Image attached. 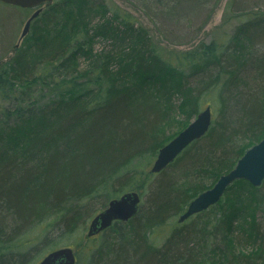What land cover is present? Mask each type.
Here are the masks:
<instances>
[{
	"label": "trees",
	"instance_id": "trees-1",
	"mask_svg": "<svg viewBox=\"0 0 264 264\" xmlns=\"http://www.w3.org/2000/svg\"><path fill=\"white\" fill-rule=\"evenodd\" d=\"M127 1L168 42L183 45L197 39L221 0ZM252 1L229 0L226 13L240 19L231 36L189 54L156 47L108 0L46 5L0 66V238L7 235L0 264H27L131 191L142 197L138 214L88 237L113 242L89 249L87 264H264V182L237 181L219 203L167 230L236 166L247 151L241 142L264 138V10L248 9ZM100 10L93 26L78 18L85 12L93 21ZM57 22L61 39L39 32ZM97 40L108 44L96 51ZM183 99L189 116L178 120ZM205 99L216 112L208 133L152 174L160 149Z\"/></svg>",
	"mask_w": 264,
	"mask_h": 264
},
{
	"label": "water",
	"instance_id": "water-1",
	"mask_svg": "<svg viewBox=\"0 0 264 264\" xmlns=\"http://www.w3.org/2000/svg\"><path fill=\"white\" fill-rule=\"evenodd\" d=\"M0 2L23 9H37L25 24L21 35L22 40L30 32L32 22L41 14L42 7L54 0H0ZM212 122L213 113L208 106L173 140L160 149L150 172L159 174L165 170L189 145L208 133ZM240 180L248 181L254 187H260L264 182V138L247 150L236 166L222 175L211 189L197 196L179 217V222L183 223L219 203L229 187ZM141 204L142 197L135 191L127 192L111 200L107 208L91 220L88 237L92 238L102 233L117 221L128 222L138 214ZM39 264H77V257L74 249L64 247L49 253Z\"/></svg>",
	"mask_w": 264,
	"mask_h": 264
},
{
	"label": "rangeland",
	"instance_id": "rangeland-1",
	"mask_svg": "<svg viewBox=\"0 0 264 264\" xmlns=\"http://www.w3.org/2000/svg\"><path fill=\"white\" fill-rule=\"evenodd\" d=\"M229 0H221L219 6L215 9L213 14L210 17L209 22L207 23L206 27L200 32V34L197 36V39L193 42L190 43H181L183 45H173L170 42H168L165 37L158 31L156 25L151 21L150 18L146 16V14L139 8L138 5L130 3L127 0H108L111 5H115L119 7L121 10H124L131 14L135 21L138 23L139 26L145 28L151 38L153 39L156 47L158 48H168L169 50H174L176 52H183V53H191L195 49V47L201 43V42H210L211 40L218 39V40H223L231 36L234 27L240 22V19L237 18L234 15L227 14L225 11V7L227 5V2ZM245 2V0H243ZM249 5L252 6L248 9H253L254 12L258 10H264V0H254L252 2H249ZM47 6L42 7V12L45 11ZM36 11V9H29V11H24L22 8H16V7H9L6 4H3L0 2V66L3 63H7L13 58V56L16 53V48L24 44V39L21 40V35L24 30L25 24L28 21V19L32 16V14ZM77 13V12H76ZM106 13L105 10H100V11H95L93 14H95V18L92 21V18H89V16L83 12H79L78 18L80 15V18H85L87 20V23H93V22H98L96 19H101L102 16H104ZM251 13V12H249ZM249 13L244 14L245 18L249 16ZM202 16H207V13L205 12L204 15ZM170 24V28L172 29L173 23H168ZM94 23L92 24V26ZM40 25H38L37 28H39ZM163 27V25H162ZM63 29V26H62ZM68 29L65 31L67 32ZM39 32H45V34L49 35L52 34L53 39H61V24L57 22L55 26L52 25V27H47L44 30H40ZM38 32V33H39ZM177 32V31H176ZM181 31H178L177 33L179 34ZM187 33V32H186ZM29 34V33H28ZM185 34V33H184ZM181 36V34H179ZM55 37V38H54ZM185 38L184 36L181 37V40ZM96 51L100 50L104 46H107L108 42H104L103 40H97L96 41ZM208 99V98H207ZM203 100L206 108V103H210V100ZM184 99L181 100L180 102L183 103V107L179 112L178 120H183L187 119L189 116V109L186 107V104L184 103ZM45 102H48L46 100ZM211 107V106H210ZM204 108V109H205ZM212 108V107H211ZM203 109V110H204ZM214 111V112H213ZM212 113H213V120L215 119V108H212ZM194 117L192 121L195 119ZM1 121V118H0ZM191 121V122H192ZM253 143L251 141H244L240 143V147H245L247 146V150H249L252 146ZM256 145V144H255ZM251 146V147H250ZM250 147V148H249ZM154 163V162H153ZM153 164L151 165L152 168ZM213 178L209 177L205 179L204 184L206 186H211L213 184ZM216 184V183H215ZM213 184V186L215 185ZM212 186V187H213ZM232 197L230 196L227 200H231ZM95 216V215H94ZM93 219V218H92ZM90 219L87 224L85 225L86 227H83V231H79L78 233H74L71 235L65 242L62 244L60 243L59 245L55 246L54 248L50 249H44V248H39L41 250V253L38 255H35L31 258L30 261H28L27 264H39L42 259L47 256L51 249H59V248H64V247H70L73 248L75 251H78L80 254V258L77 261V264H87V257L89 255L88 250L91 248H99L101 247V241L102 239H105L106 244H112L113 242V237H97L96 240H89L88 238V229L91 220ZM190 219V218H189ZM174 223H179V218L172 220L167 227V230L172 228V225ZM37 234V233H35ZM162 229L156 228L153 233L154 241L156 244L160 245V239L162 238ZM99 235V234H98ZM7 235L3 234L1 239V245L6 247V240H7ZM97 236V235H96ZM105 244V245H106ZM104 245V246H105ZM251 249L247 248V252L250 251ZM251 252V251H250Z\"/></svg>",
	"mask_w": 264,
	"mask_h": 264
},
{
	"label": "flooded vegetation",
	"instance_id": "flooded-vegetation-1",
	"mask_svg": "<svg viewBox=\"0 0 264 264\" xmlns=\"http://www.w3.org/2000/svg\"><path fill=\"white\" fill-rule=\"evenodd\" d=\"M35 10V9H34Z\"/></svg>",
	"mask_w": 264,
	"mask_h": 264
}]
</instances>
